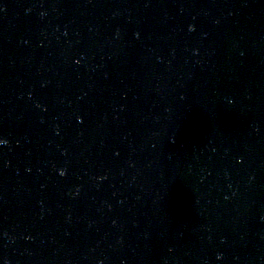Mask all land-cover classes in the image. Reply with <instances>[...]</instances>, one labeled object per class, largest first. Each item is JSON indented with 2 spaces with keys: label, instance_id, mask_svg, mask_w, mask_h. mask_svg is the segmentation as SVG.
Instances as JSON below:
<instances>
[{
  "label": "water",
  "instance_id": "95a60500",
  "mask_svg": "<svg viewBox=\"0 0 264 264\" xmlns=\"http://www.w3.org/2000/svg\"><path fill=\"white\" fill-rule=\"evenodd\" d=\"M62 264H264V0H27Z\"/></svg>",
  "mask_w": 264,
  "mask_h": 264
}]
</instances>
